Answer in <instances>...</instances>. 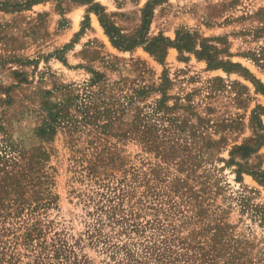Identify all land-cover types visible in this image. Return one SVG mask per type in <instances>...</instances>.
Instances as JSON below:
<instances>
[{
	"label": "rangeland",
	"instance_id": "rangeland-1",
	"mask_svg": "<svg viewBox=\"0 0 264 264\" xmlns=\"http://www.w3.org/2000/svg\"><path fill=\"white\" fill-rule=\"evenodd\" d=\"M148 1L0 0V264H264V0Z\"/></svg>",
	"mask_w": 264,
	"mask_h": 264
},
{
	"label": "trees",
	"instance_id": "trees-1",
	"mask_svg": "<svg viewBox=\"0 0 264 264\" xmlns=\"http://www.w3.org/2000/svg\"><path fill=\"white\" fill-rule=\"evenodd\" d=\"M83 2L86 3V0H81ZM157 0H150L146 3L144 10L142 11V25L141 28L139 30V32L137 33V35L131 39H129L128 41L125 40L121 34L118 32V29L116 27H114L113 25H110L103 13L102 8H100V6L98 5H93L89 11H92L93 13L96 14V16L98 17L100 26L102 27L104 34L106 35V37L109 39L110 43L112 44V46H114L117 49H123V50H131L134 47L137 46H143L145 44H147L144 49L146 52L150 53V54H155L157 52H161L164 49H161L159 47L160 44H166V46H172L174 48L177 49H188L187 45H182L180 44V40L187 38L188 36L185 37H179L180 35H178V38L175 42H171L170 40L164 39V38H156L154 39V41L152 42H146V35H147V30H148V26L150 23V18H151V8L155 5ZM90 3V2H87ZM202 53L198 54V56H201ZM218 65H221L219 63L215 64L214 67H217Z\"/></svg>",
	"mask_w": 264,
	"mask_h": 264
}]
</instances>
